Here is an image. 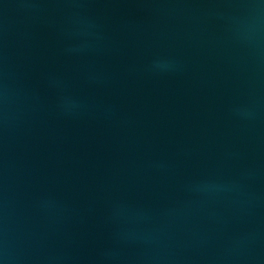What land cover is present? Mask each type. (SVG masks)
Instances as JSON below:
<instances>
[{
	"label": "water",
	"instance_id": "obj_1",
	"mask_svg": "<svg viewBox=\"0 0 264 264\" xmlns=\"http://www.w3.org/2000/svg\"><path fill=\"white\" fill-rule=\"evenodd\" d=\"M0 264H264V0H0Z\"/></svg>",
	"mask_w": 264,
	"mask_h": 264
}]
</instances>
